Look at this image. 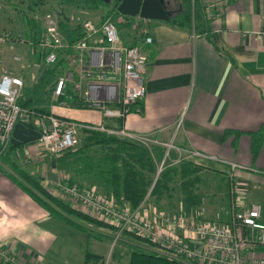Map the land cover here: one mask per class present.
<instances>
[{
	"label": "crops",
	"instance_id": "obj_1",
	"mask_svg": "<svg viewBox=\"0 0 264 264\" xmlns=\"http://www.w3.org/2000/svg\"><path fill=\"white\" fill-rule=\"evenodd\" d=\"M120 22L129 27L141 25L139 32L120 38L137 47L146 62L143 99L130 106L117 135L125 137L122 132L131 140L148 139L151 147L164 151L163 158L170 153L173 165L184 161L198 167L199 177L215 175L231 180L235 203L239 207L258 205L264 222V37L255 38L264 33V0L229 3L217 18L207 21L209 41L167 22L140 19L135 25L132 18ZM147 38L148 44L144 43ZM35 57L34 62L40 64L41 59ZM54 106L50 112L65 120L104 125L113 131L117 127V120L102 119L98 112L82 114L73 110L76 108ZM85 116L93 122L76 120ZM261 127L259 152L252 159L250 134ZM37 138L34 129L16 125L10 147H22L11 148L2 157L6 161L9 154L12 158L20 154L23 168L19 169L44 186L62 176L63 169L56 158L37 148ZM7 163L17 167L14 160ZM232 164L238 168L232 170ZM5 174L10 181L0 176V243L29 264H67L65 246L54 245L66 234L61 230L68 227L30 197L15 175ZM196 189L202 198L193 211L202 210L206 221H223L220 215L224 211L207 215L203 209L206 196ZM224 200L225 206L231 203L226 192Z\"/></svg>",
	"mask_w": 264,
	"mask_h": 264
},
{
	"label": "built area",
	"instance_id": "obj_2",
	"mask_svg": "<svg viewBox=\"0 0 264 264\" xmlns=\"http://www.w3.org/2000/svg\"><path fill=\"white\" fill-rule=\"evenodd\" d=\"M236 1L239 0H198L210 12L207 21L217 18L224 7ZM132 19L135 25L140 22L138 17ZM58 23L57 15L44 13L39 20L40 34L36 41L26 42L31 55L38 56L44 68L60 62L50 101H56L61 108L98 112L102 119L123 120L130 106L143 99L145 55L137 47L121 41L109 17L96 23L81 22L70 42L65 41ZM261 37L264 33L255 36ZM11 42L8 34L0 33L1 44ZM149 42V38L144 40L146 44ZM12 60L17 63L20 58L12 57ZM23 89L22 80L1 72L0 66V158L10 147L16 125L34 129L38 134L37 148L54 158L78 146L81 130L118 133L103 125L78 124L52 113L39 115L20 108L16 101ZM121 135L132 139L122 132ZM134 140L144 146L151 144L144 137ZM23 154L29 156L27 151ZM237 168L231 165L232 170ZM46 190L78 213L110 227L114 241L125 235L135 237L149 244L153 254L177 264H264V222L258 205L239 207L235 203L234 209L229 208L220 215L224 219L222 224V221H203L202 210L172 214L144 202L130 209L100 195L94 188L88 190L69 184L67 177L57 178ZM0 264L29 263L0 243Z\"/></svg>",
	"mask_w": 264,
	"mask_h": 264
},
{
	"label": "trees",
	"instance_id": "obj_3",
	"mask_svg": "<svg viewBox=\"0 0 264 264\" xmlns=\"http://www.w3.org/2000/svg\"><path fill=\"white\" fill-rule=\"evenodd\" d=\"M45 1L28 0L27 7L30 11H33L36 7L42 6ZM58 1L61 4H67L72 3L74 0ZM83 1L98 2L105 5L102 0ZM173 1L178 4L179 10L167 23L177 29L203 35L209 41L207 15L210 12L202 8L198 0ZM119 2L120 0H109L106 6L110 8L105 16L109 14L118 15L115 8ZM120 18L124 20L131 19L122 16ZM28 25L30 32L28 31L25 35L26 42L31 41L33 43L40 34V28L38 22L33 20L28 21ZM118 25L122 24L119 23ZM59 29L65 39L71 41L74 39L72 33L77 29V26L70 29L65 23H59ZM59 65L60 62L53 67L46 68L33 86L23 89L21 96L16 101L20 108L32 110L39 115L51 113L50 108L57 104L56 101H50V94L59 72ZM76 109L82 110L78 107ZM115 120H117V127L114 131L104 125L103 127L109 131L118 132L121 129L123 120ZM261 134L262 127L257 132L250 134L252 159H255L259 152ZM79 135L77 148L67 151L55 159L57 166L60 169H65L71 175V179L67 177L69 184L88 190L94 188L97 193H101L100 195L113 198L130 209H135L147 199H151L154 204L164 201L168 204L175 193L180 196L177 207L178 211L183 214H189L199 206L202 194L196 189L201 184L200 169L198 167L184 161H178L173 165L170 153L163 158L164 151L162 149L157 150V148L151 147V144L144 146L138 141L118 135L90 130H81ZM21 147V145H16L15 147H9V149ZM14 175L17 178L15 179L17 184L44 207L50 215L57 217L61 222L75 226L79 231H84L85 227L78 222H85L92 229L96 227L111 230L110 227L78 213L69 204L50 196L46 190L47 185L43 186L38 179L24 173L19 168H14ZM230 182L231 180L226 182L224 186L226 195L231 200L229 207L234 209L235 193L231 189ZM134 239L137 238L134 237ZM113 255L117 260L128 256V264H177L165 257L148 254L136 249L122 252L120 249L113 248ZM98 259L99 257L92 253L83 252L80 264H96Z\"/></svg>",
	"mask_w": 264,
	"mask_h": 264
},
{
	"label": "rangeland",
	"instance_id": "obj_4",
	"mask_svg": "<svg viewBox=\"0 0 264 264\" xmlns=\"http://www.w3.org/2000/svg\"><path fill=\"white\" fill-rule=\"evenodd\" d=\"M166 1L175 10V12L179 10L178 4L173 0ZM106 5L107 4L103 5L98 2H84L83 0H74L72 3L70 2L67 4H61L58 0H46L42 6H38L33 11H30L27 7L28 0H0V33L8 34L10 39L13 40V42L7 44L0 43L1 72H5L7 74L9 73L10 75L21 78L26 88H30L31 86H33L38 77L44 72L45 68L37 63V61L34 62V60H36V55L33 54L32 56L29 47H26L27 38L25 36L26 33H28V31L30 30L28 21L33 20L38 22L39 24L40 17L44 13H52L54 15H57L59 23H65L70 29H73L76 26L78 28L80 23L86 20H90L93 23H96L103 18L109 17L114 22L120 37L125 34L129 35V33L139 32L138 28L141 25H137L134 27H129L125 23H123L122 25H118L119 23H121V16L114 14L105 16L107 10L110 8ZM19 42H21L22 44H18ZM12 57H19L20 61L17 63L13 62ZM56 108L66 110L69 109L61 108L58 106ZM73 110L80 111V113L82 114L93 113L89 110ZM76 120L93 122L90 116H85V119L81 118ZM20 157L21 156L18 153L15 158H12V155L9 154V157L6 159V161H4L3 157H1L0 176L6 178V172H11V174L14 175V169L7 163V161L10 162L14 160L17 168H23L22 164L20 163V161L22 162ZM174 164H176V162H174ZM24 170L28 171L27 168H24ZM63 170L62 173H60L62 176H59V178L68 177L71 179V175L66 170ZM220 178L215 175L212 178L207 175H200L201 184L198 186V188L206 196L205 198H203V209L207 213V215L216 212H223L230 208L229 203L228 206L224 205V196L226 192L224 185L226 183V180L224 177ZM7 180L10 181L9 179ZM231 189H233V186L231 187ZM178 199L179 195L178 193H175L173 194V197L168 204L165 201L162 203L154 204L151 199H147L144 203L149 207L156 208L157 210L175 214L176 212H178ZM171 205L172 207H170ZM203 221L206 220L203 219ZM78 223L85 227L84 231H79L75 228V226L63 223V225L68 228H66L65 230L62 229L61 232L63 233V231H66V234L65 236L61 234L62 238H59V240L55 242L54 245L55 248H60L63 245L65 246V248L62 249L66 250V254L64 252L63 257L65 258V262L67 264L78 263L83 256V252H89L99 257L97 264H128V256L117 260L113 255V248H115L116 250L120 249L122 252L125 250L136 249L148 254L152 252L150 254H153L154 249H151L150 246L148 247V244L146 242L134 239V237L125 235L114 241L115 235L113 234L112 230L108 228L96 227L92 229L91 226L86 225L85 222ZM72 231L77 232V234ZM71 239H76V241H72ZM80 245L81 247L78 248V246Z\"/></svg>",
	"mask_w": 264,
	"mask_h": 264
},
{
	"label": "water",
	"instance_id": "obj_5",
	"mask_svg": "<svg viewBox=\"0 0 264 264\" xmlns=\"http://www.w3.org/2000/svg\"><path fill=\"white\" fill-rule=\"evenodd\" d=\"M102 1L104 4L109 2ZM115 11L122 17H138L147 21L167 22L172 18L171 12L164 10L162 0H120Z\"/></svg>",
	"mask_w": 264,
	"mask_h": 264
},
{
	"label": "flooded vegetation",
	"instance_id": "obj_6",
	"mask_svg": "<svg viewBox=\"0 0 264 264\" xmlns=\"http://www.w3.org/2000/svg\"><path fill=\"white\" fill-rule=\"evenodd\" d=\"M162 5L165 11L171 12L172 17L175 15L176 12H178H175V10L170 6V4L166 0H162Z\"/></svg>",
	"mask_w": 264,
	"mask_h": 264
}]
</instances>
